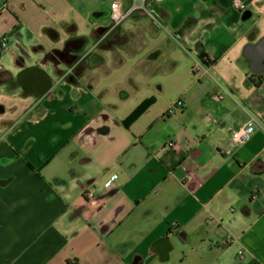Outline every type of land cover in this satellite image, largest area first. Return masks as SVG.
Here are the masks:
<instances>
[{
	"label": "crops",
	"instance_id": "1",
	"mask_svg": "<svg viewBox=\"0 0 264 264\" xmlns=\"http://www.w3.org/2000/svg\"><path fill=\"white\" fill-rule=\"evenodd\" d=\"M244 1L113 26L103 0H0V264H264V0Z\"/></svg>",
	"mask_w": 264,
	"mask_h": 264
},
{
	"label": "built area",
	"instance_id": "2",
	"mask_svg": "<svg viewBox=\"0 0 264 264\" xmlns=\"http://www.w3.org/2000/svg\"><path fill=\"white\" fill-rule=\"evenodd\" d=\"M151 1L160 2L162 0H130V2L126 6H122V3L119 0H114L111 2L110 5V17L113 23V26H117L118 24L122 23L125 19H127L129 16L133 15L134 13L138 11H143L146 14H148L151 18H153L156 22L159 24H162L161 19L158 17V15L155 13L153 8L151 7ZM233 5L239 9H246L247 3L244 0H233ZM9 38L7 35H4L0 39V43L2 47H6L8 45ZM207 56H203V60H207ZM203 67L201 62H197L193 70L198 71ZM224 97L223 94H217L215 95L216 99H222ZM183 104V101L181 99H178L174 105L172 106V109L174 107H177L178 105L181 106ZM171 109V110H172ZM258 124L257 118L249 114L248 119L239 127L237 128H231L230 133L235 142H244L248 140L252 133L254 132L256 125ZM167 145L169 147H175L176 142L173 139H169L167 142ZM189 179V176L186 178ZM85 196L89 200H93L96 198V193L94 190L89 189L85 191Z\"/></svg>",
	"mask_w": 264,
	"mask_h": 264
},
{
	"label": "trees",
	"instance_id": "3",
	"mask_svg": "<svg viewBox=\"0 0 264 264\" xmlns=\"http://www.w3.org/2000/svg\"><path fill=\"white\" fill-rule=\"evenodd\" d=\"M262 78V77H261ZM155 101V97L151 96L144 99L124 120V124L129 126L134 120H136L151 104Z\"/></svg>",
	"mask_w": 264,
	"mask_h": 264
},
{
	"label": "water",
	"instance_id": "4",
	"mask_svg": "<svg viewBox=\"0 0 264 264\" xmlns=\"http://www.w3.org/2000/svg\"><path fill=\"white\" fill-rule=\"evenodd\" d=\"M264 43V37L261 39L260 43L259 44H262ZM251 60H252V64H253V69L256 71V72H260L263 70L264 68V55H260L259 53L258 54H255V55H249Z\"/></svg>",
	"mask_w": 264,
	"mask_h": 264
},
{
	"label": "rangeland",
	"instance_id": "5",
	"mask_svg": "<svg viewBox=\"0 0 264 264\" xmlns=\"http://www.w3.org/2000/svg\"><path fill=\"white\" fill-rule=\"evenodd\" d=\"M104 1V3L107 5V6H110L111 5V1L112 0H103ZM195 74V76H196V80L198 79V75L197 74H199V73H194ZM207 84H205L203 87H210V88H212L213 86H212V83H210V85H207ZM174 105V104H173ZM172 107V106H171ZM215 115H213V113L211 114V116H210V119H211V121H212V119H213V117H214Z\"/></svg>",
	"mask_w": 264,
	"mask_h": 264
}]
</instances>
